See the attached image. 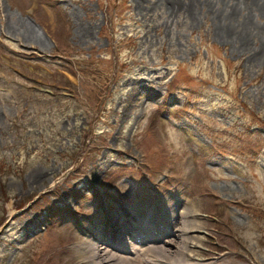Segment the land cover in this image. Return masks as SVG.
<instances>
[{
  "label": "rangeland",
  "instance_id": "obj_1",
  "mask_svg": "<svg viewBox=\"0 0 264 264\" xmlns=\"http://www.w3.org/2000/svg\"><path fill=\"white\" fill-rule=\"evenodd\" d=\"M156 2L0 0V264H68L85 226L170 195L202 258L264 264V65Z\"/></svg>",
  "mask_w": 264,
  "mask_h": 264
},
{
  "label": "bare ground",
  "instance_id": "obj_2",
  "mask_svg": "<svg viewBox=\"0 0 264 264\" xmlns=\"http://www.w3.org/2000/svg\"><path fill=\"white\" fill-rule=\"evenodd\" d=\"M163 5L169 14L186 12L194 23L212 17L222 39L240 53H252L253 64L264 65V0H157L147 8ZM79 31L81 39L91 34L89 28ZM39 177L36 174L35 180ZM194 207L193 201L170 195L155 206L110 215L105 225L85 226V235L74 245L75 255L66 251L71 255L68 264H237L221 254L200 256L203 228ZM152 227L156 236L145 242Z\"/></svg>",
  "mask_w": 264,
  "mask_h": 264
},
{
  "label": "trees",
  "instance_id": "obj_3",
  "mask_svg": "<svg viewBox=\"0 0 264 264\" xmlns=\"http://www.w3.org/2000/svg\"><path fill=\"white\" fill-rule=\"evenodd\" d=\"M261 205H257V206H255V207H252V208H250V207H248V208H250L249 209V212L250 213H256V211L257 212H260L261 213V215H259L258 216V218H261L263 221H264V209H261V207H260ZM263 235H264V231H263Z\"/></svg>",
  "mask_w": 264,
  "mask_h": 264
}]
</instances>
